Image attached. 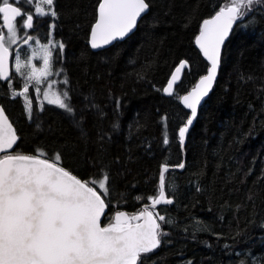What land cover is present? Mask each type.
Returning a JSON list of instances; mask_svg holds the SVG:
<instances>
[{"label": "trees", "instance_id": "1", "mask_svg": "<svg viewBox=\"0 0 264 264\" xmlns=\"http://www.w3.org/2000/svg\"><path fill=\"white\" fill-rule=\"evenodd\" d=\"M100 2L54 0L59 18L43 17L48 30L37 34L64 44L61 60L53 52L52 68L63 69L58 76L67 78L82 124L48 102L40 110L36 99L29 118L24 97L13 96L28 80L14 74L0 79V103L23 153L42 148L53 160L60 153L61 165L82 180L102 179L103 163L111 218L119 210L141 211L158 191L161 165L183 161L177 136L190 111L162 89L183 59L189 65L174 94L188 92L207 72L195 39L228 0H147L150 9L130 37L93 50ZM253 8L224 45L214 89L188 133L185 168L165 174L174 202L153 211L171 223L161 222L167 235L142 264H264V7ZM89 101L97 107L86 108Z\"/></svg>", "mask_w": 264, "mask_h": 264}, {"label": "snow or ice", "instance_id": "2", "mask_svg": "<svg viewBox=\"0 0 264 264\" xmlns=\"http://www.w3.org/2000/svg\"><path fill=\"white\" fill-rule=\"evenodd\" d=\"M16 5L30 6V0H0V19L2 28L6 29V32L0 30V79L4 81H8L10 75V49L6 40L15 44L24 28L33 29L34 16L38 23L42 17L59 18L54 0H40L32 11H22V7ZM254 5L264 7V0H228L211 18L205 19L195 43L210 62L207 74L186 95L174 94V86L180 80L182 70L188 67V61H181L162 89L168 97L179 100L190 109L189 118L178 129L177 139L181 145L197 117L198 106L208 96L216 80L225 40L233 26L238 21L243 23L244 18L254 11ZM149 7L147 0H101L90 32L91 48L103 49L129 37ZM17 18H21L19 25ZM55 27L54 22L49 24L50 29ZM30 39L32 37L28 36L24 43L27 44ZM42 47L43 71L40 76H36L35 72L27 76L29 81L35 78L36 85L42 83L41 77L46 79L63 71L59 69L54 73L52 63L53 52L55 61L62 59L64 44L50 41ZM57 48L59 51H56ZM25 64L16 55V72H21ZM55 83L53 81L47 87L52 89ZM63 84H68L67 78ZM28 92L29 84L25 83L23 92L13 93V96ZM35 92L40 94L41 88L37 86ZM69 92L70 89L62 88L52 92L51 96L44 92L43 96L48 104L64 110L80 126L83 117H76ZM84 99L88 100L87 97ZM25 101L31 118L32 101L27 96ZM89 106L97 107L90 101L85 107ZM40 110H43V105H40ZM20 140L4 107L0 106V153H3L0 155V264H142L143 256L161 246L162 237L167 235L161 222L171 221L149 208L173 203V199L166 194L167 163L161 165L157 193L146 198L150 204L138 213L130 215L125 211H116L109 218L106 215L108 204L105 202L110 191L109 174L102 162V179L81 180L61 166L60 153L54 154V160L46 158L48 154L42 148L25 154L19 150L17 142ZM168 142L165 135L163 143ZM14 147L18 150L10 152ZM184 166L180 162L174 167L183 169ZM90 184H98L103 194ZM102 217L108 220L104 226L101 224Z\"/></svg>", "mask_w": 264, "mask_h": 264}, {"label": "rangeland", "instance_id": "3", "mask_svg": "<svg viewBox=\"0 0 264 264\" xmlns=\"http://www.w3.org/2000/svg\"><path fill=\"white\" fill-rule=\"evenodd\" d=\"M39 2L40 0H30V6L34 8L37 4H39ZM28 33H29L28 36H31L32 39H30L27 44L24 43L25 37L23 38L22 35H18V39L15 44H12L6 40L7 46L13 51L12 69H13V74L17 78L27 79V76L30 75L32 72H35L36 76H40L41 71H43L44 69V64H43L44 50L42 46L45 44H49L50 41L57 42L53 39H50L48 42H43L39 39L36 33L35 34L30 33V32ZM50 48H51V45H50ZM33 53H35V55H33ZM16 55H19L22 61V64L26 62V64L22 67L21 72L19 73L16 72V69H15ZM52 71L56 73L58 70L55 72V69L52 68ZM65 78L66 77L63 75V80ZM41 79H42V83L40 85L35 84V78H33V80L31 81L27 79L28 84H29V92L26 93L25 95H22L24 97V100H25V96H27L28 99L32 101V104L33 102L36 103L35 101L36 99L40 105H43L44 103H47V101L44 99V96H43L44 92H48L49 96H51L52 92L58 91L62 88H67L66 85L63 84L62 78H60L57 74L49 76L46 79L41 77ZM53 81H55L56 83L53 85L52 89H49L47 85L49 83H52ZM32 85L33 87L32 89H30ZM37 86L41 88L40 94H37L35 92V88ZM18 92H23V89L19 90Z\"/></svg>", "mask_w": 264, "mask_h": 264}, {"label": "water", "instance_id": "4", "mask_svg": "<svg viewBox=\"0 0 264 264\" xmlns=\"http://www.w3.org/2000/svg\"><path fill=\"white\" fill-rule=\"evenodd\" d=\"M16 6H18V5H16ZM149 9H150V7H149ZM149 11V10H148ZM145 15V14H144ZM143 15V16H144ZM142 16V17H143ZM141 17V18H142ZM209 18H211V17H209ZM209 18H207V19H209ZM141 20V19H140ZM140 20H138V22H137V27H138V24H139V21ZM202 24H203V22H202ZM202 24H201V27H200V30H201V28H202ZM94 25V24H93ZM235 26L236 25H234L233 26V29L235 28ZM137 27H136V29H137ZM136 29H134L133 30V32L132 33H130L129 34V37L136 31ZM233 29H232V31H233ZM232 31L230 32V34H229V36H228V38L225 40V43L227 42V40L229 39V37L231 36V33H232ZM199 35V34H198ZM197 35V36H198ZM128 38V37H127ZM126 39V38H125ZM124 39V40H125ZM114 43H116V42H114ZM113 43V44H114ZM225 43H224V45H225ZM89 44H90V37H89ZM197 45V44H196ZM224 45H223V48H224ZM111 45H108V46H105L103 49H105V48H107V47H110ZM198 46V45H197ZM198 48H199V46H198ZM223 48H222V52H223ZM10 49V48H9ZM200 49V48H199ZM93 50H101V49H93ZM201 51V50H200ZM201 53H202V51H201ZM12 58H13V52H12V50L10 49V57H9V73H10V75H9V79L12 77V74H13V69H12ZM206 59V58H205ZM186 59H183L182 61H185ZM207 60V59H206ZM186 61H188V60H186ZM208 63H209V68H210V62L208 61ZM179 65V64H178ZM178 65H177V67H178ZM188 65H189V62H188ZM175 70V69H174ZM219 70H220V68H219ZM219 70H218V73H217V77H216V80H215V82H214V84H213V87H212V89L210 90V92H209V94H208V96H206V97H204V99L201 101V105L200 106H198V114H199V111H200V108L202 107V105L204 104V102L206 101V99L210 96V94H211V92L213 91V89H214V86H215V84H216V81H217V78H218V75H219ZM184 71H185V69L184 70H182V73H181V78L183 77V74H184ZM173 73H174V71H173ZM172 73V74H173ZM207 74V72L204 74V75H206ZM204 75H202L200 78H202ZM181 78H180V80H181ZM199 78V79H200ZM199 79L196 81V83H195V85L193 86V87H195L196 86V84L199 82ZM170 80V79H169ZM179 80V81H180ZM179 81L176 83V85L174 86V90L176 89V86H177V84L179 83ZM169 82V81H168ZM167 85V84H166ZM166 87V86H165ZM192 87V88H193ZM191 88V89H192ZM191 89L189 90V91H191ZM188 91V92H189ZM188 92H186V93H184V94H182V95H186ZM166 95V94H165ZM181 95V96H182ZM182 103V102H181ZM183 105V104H182ZM0 106H3L1 103H0ZM184 106V105H183ZM4 107V106H3ZM185 107V106H184ZM186 108V107H185ZM5 109V108H4ZM187 109V108H186ZM189 111H190V109H188ZM5 114L6 115H8V113H7V111H6V109H5ZM198 114H197V117H198ZM8 117H9V121L13 124V122H12V120H11V118H10V116L8 115ZM197 117L194 119V121H193V124H192V126H190V128H189V131L191 130V128L193 127V125H194V123L196 122V119H197ZM13 127L15 128V130H16V127H15V125L13 124ZM189 133V132H188ZM188 133H187V135H186V139H185V142H184V144L183 145H181V148H182V150H183V163H184V165L186 164V162H185V158H186V151H185V146H186V143H187V137H188ZM16 134L18 135V133H17V130H16ZM19 136V135H18ZM10 152H13L14 153V151H15V147L13 148V149H11V150H9ZM0 154H3V153H0ZM169 165V170H173V169H176V170H180V171H182L184 168H185V166H184V168L183 169H180V168H177V167H174L175 165H170V164H168ZM62 166V165H61ZM67 169V168H66ZM68 170V169H67ZM70 171V170H69ZM71 172V171H70ZM72 174H74L73 172H72ZM75 175V174H74ZM78 177V176H77ZM79 179H81L80 177H78ZM82 180V179H81ZM89 186H91V185H89ZM166 194L169 196V194H168V192H167V189H166ZM169 198H171V199H173V202H174V198L173 197H171V196H169ZM107 204V203H106ZM150 204V203H149ZM161 205H163V204H161ZM158 206H160V205H157L156 207H158ZM145 207V206H144ZM143 207V208H144ZM155 207V208H156ZM107 210H108V208L106 209V212H107ZM143 210V209H142ZM149 210L150 211H153V208H149ZM119 211H125V212H127V213H129L130 215L131 214H135V213H130V212H128V211H126V210H119ZM136 213H138V212H136ZM114 215H115V213H114ZM113 215V216H114ZM103 219H104V217H102V219H101V224H102V226H104L105 224L103 223Z\"/></svg>", "mask_w": 264, "mask_h": 264}, {"label": "flooded vegetation", "instance_id": "5", "mask_svg": "<svg viewBox=\"0 0 264 264\" xmlns=\"http://www.w3.org/2000/svg\"><path fill=\"white\" fill-rule=\"evenodd\" d=\"M18 6H21L22 7V11H32L34 8L33 7H31V6H28V5H18ZM43 18V17H42ZM42 18H41V20H40V22L38 23L37 22V20H36V18H35V16H34V21H33V23H34V28L33 29H27V28H24L23 30H22V36H23V38L25 37H27L28 35H29V33L28 32H30V33H33V34H39L40 32H42V31H47L48 30V23H47V21L45 22H42ZM20 19L21 18H17V21H16V23L19 25V21H20ZM2 25H3V22H2V19H0V30H1V27H2ZM13 52V51H12Z\"/></svg>", "mask_w": 264, "mask_h": 264}]
</instances>
